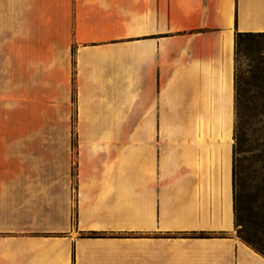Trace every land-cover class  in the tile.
<instances>
[{"label": "crops", "instance_id": "1", "mask_svg": "<svg viewBox=\"0 0 264 264\" xmlns=\"http://www.w3.org/2000/svg\"><path fill=\"white\" fill-rule=\"evenodd\" d=\"M236 32L264 0H0V264H264L233 213Z\"/></svg>", "mask_w": 264, "mask_h": 264}, {"label": "trees", "instance_id": "2", "mask_svg": "<svg viewBox=\"0 0 264 264\" xmlns=\"http://www.w3.org/2000/svg\"><path fill=\"white\" fill-rule=\"evenodd\" d=\"M243 58V67L238 66ZM234 90L235 111L239 118L250 116L264 123V32H236L234 35ZM234 129L233 148V213L237 236L256 252L264 256V178L256 181L252 193V204L246 205L247 193L243 178L241 159L235 163L234 153L243 154L244 146L241 124ZM236 128V127H235ZM257 146L250 151L264 152V130L259 133ZM259 161V160H258ZM198 236H204L199 233Z\"/></svg>", "mask_w": 264, "mask_h": 264}, {"label": "rangeland", "instance_id": "3", "mask_svg": "<svg viewBox=\"0 0 264 264\" xmlns=\"http://www.w3.org/2000/svg\"><path fill=\"white\" fill-rule=\"evenodd\" d=\"M243 58H239L238 66L243 67ZM241 124V129L243 133V143L244 146L241 149H248L245 153L241 154L238 152L237 147L235 148L234 159L235 163H238V159H241V166L243 170V178L245 182V188L247 193V201L246 205L248 208L251 207L252 204V193L254 190V186L256 181L260 178H264V152L261 151L259 153H253L250 150L257 146V138L259 133L264 130V123L260 122L257 118L250 116H243L238 118L236 116L235 131H238V125ZM236 127V128H235ZM235 142V139H234ZM74 143H72L73 145ZM259 160V161H258ZM74 167V165H72Z\"/></svg>", "mask_w": 264, "mask_h": 264}]
</instances>
